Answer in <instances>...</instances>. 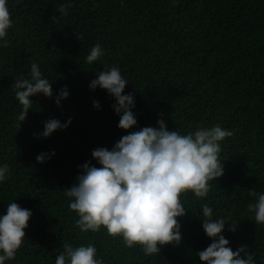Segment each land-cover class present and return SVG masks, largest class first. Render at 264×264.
Listing matches in <instances>:
<instances>
[{"label":"trees","instance_id":"16d2710c","mask_svg":"<svg viewBox=\"0 0 264 264\" xmlns=\"http://www.w3.org/2000/svg\"><path fill=\"white\" fill-rule=\"evenodd\" d=\"M65 4H71L66 16L58 11ZM7 7L12 27L0 39V167L9 171L0 181V217L9 203L32 215L22 246L5 264H55L66 243L92 244L102 264H202L197 253L213 242L202 227L205 204L212 219L225 220L228 247L243 246L254 264H264V224L247 211L256 202L249 190L264 194V0H7ZM96 44L104 54L88 63ZM33 63L53 95L30 97L22 122L13 84L31 79ZM113 66L128 82L122 95L134 97L137 123L127 131L118 128L115 98L90 88ZM64 88L69 95L57 105ZM69 118L65 129L42 137L47 121ZM158 120L181 135L216 125L233 134L220 142L223 175L209 181L207 196L181 194L180 242L146 255L103 227L81 231L65 191L85 163L100 167L93 150H112L122 136L158 128ZM41 153L45 161L38 163Z\"/></svg>","mask_w":264,"mask_h":264},{"label":"clouds","instance_id":"9594fccd","mask_svg":"<svg viewBox=\"0 0 264 264\" xmlns=\"http://www.w3.org/2000/svg\"><path fill=\"white\" fill-rule=\"evenodd\" d=\"M68 7L71 4L62 5L58 11L66 16ZM11 27L7 0H0V39L6 37ZM103 54L101 46L96 44L91 48L87 62L97 61ZM127 83L120 69L113 66L99 72L90 84L91 89L98 86L115 98L113 109L120 115L118 128L125 131L137 123L132 111L133 95H122ZM13 87L16 99L23 107L18 117L22 122L33 105L30 97L53 95L51 83L42 78L35 63L31 65V79L19 78ZM68 95L66 88L61 89L55 101L57 105ZM93 103L99 108L98 101ZM70 123V118L64 124L50 119L44 125L42 137L47 138ZM157 124L158 128L144 127L122 136L112 150H93L91 155L100 167L85 163L83 174L76 178L77 183L65 191V195L72 199L69 208L78 215L76 226L81 231L98 232L103 227L108 235L122 237L126 247L141 246L146 255L159 254L158 245L180 242L177 218L186 214L181 194L191 191L198 198L207 196L209 181L223 175L220 142L233 134L216 125L181 135L168 130L163 120H158ZM45 157L46 154L41 153L36 160L43 163ZM8 171V165L0 167V181L5 180ZM249 195L255 196L256 202L250 203L247 211L255 214L257 224H264V194L250 189ZM202 211L205 217L203 230L213 241L197 253L202 264H254V254L245 247L236 251L228 247L229 241L222 235L225 220L212 219L213 210L207 204ZM31 215L30 210L16 203L8 204L6 214L0 217V264L15 258L23 244ZM229 231H235V227L229 226ZM96 254L92 244L74 248L66 243L55 264H102Z\"/></svg>","mask_w":264,"mask_h":264}]
</instances>
